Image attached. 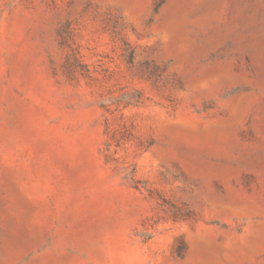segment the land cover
<instances>
[{
	"label": "rangeland",
	"instance_id": "rangeland-1",
	"mask_svg": "<svg viewBox=\"0 0 264 264\" xmlns=\"http://www.w3.org/2000/svg\"><path fill=\"white\" fill-rule=\"evenodd\" d=\"M0 264H264V0H0Z\"/></svg>",
	"mask_w": 264,
	"mask_h": 264
}]
</instances>
